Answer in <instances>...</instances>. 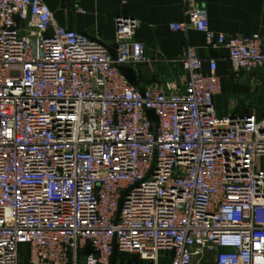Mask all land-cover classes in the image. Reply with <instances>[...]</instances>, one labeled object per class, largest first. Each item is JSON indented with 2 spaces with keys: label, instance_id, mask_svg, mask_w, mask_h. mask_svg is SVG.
<instances>
[{
  "label": "built area",
  "instance_id": "obj_1",
  "mask_svg": "<svg viewBox=\"0 0 264 264\" xmlns=\"http://www.w3.org/2000/svg\"><path fill=\"white\" fill-rule=\"evenodd\" d=\"M138 26L116 16L107 45L0 0V264H264V117L220 116L193 47L182 89L132 86L119 67L152 63ZM168 27L224 48L234 78L264 69V32L216 33L201 7Z\"/></svg>",
  "mask_w": 264,
  "mask_h": 264
},
{
  "label": "crops",
  "instance_id": "obj_2",
  "mask_svg": "<svg viewBox=\"0 0 264 264\" xmlns=\"http://www.w3.org/2000/svg\"><path fill=\"white\" fill-rule=\"evenodd\" d=\"M58 25L112 45L115 37V17L118 15L139 21L136 38L144 43L149 65H135L136 80L161 81L182 89L187 74L181 65L186 50L196 49L202 60V73H208L207 60L217 61L220 92L214 103L220 116L253 113L264 117V69L242 73L234 78L224 48H209L203 33L188 29L173 31L171 22L185 19L194 7L205 10L209 27L226 35L264 32V0H43Z\"/></svg>",
  "mask_w": 264,
  "mask_h": 264
},
{
  "label": "rangeland",
  "instance_id": "obj_3",
  "mask_svg": "<svg viewBox=\"0 0 264 264\" xmlns=\"http://www.w3.org/2000/svg\"><path fill=\"white\" fill-rule=\"evenodd\" d=\"M260 109L264 110V104L258 106ZM213 260V254H207L199 263L195 262V264H209ZM113 264H154L150 261L142 260L139 255L137 254H127V253H122L118 254L115 259ZM157 264H169V260L166 255L160 257L158 259Z\"/></svg>",
  "mask_w": 264,
  "mask_h": 264
},
{
  "label": "water",
  "instance_id": "obj_4",
  "mask_svg": "<svg viewBox=\"0 0 264 264\" xmlns=\"http://www.w3.org/2000/svg\"><path fill=\"white\" fill-rule=\"evenodd\" d=\"M120 72L125 76L128 82L136 87V76L134 71L129 67H119ZM147 115L150 121L151 129L154 130L157 126V118L152 110L147 111ZM113 261H111L112 264Z\"/></svg>",
  "mask_w": 264,
  "mask_h": 264
}]
</instances>
